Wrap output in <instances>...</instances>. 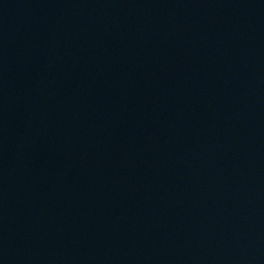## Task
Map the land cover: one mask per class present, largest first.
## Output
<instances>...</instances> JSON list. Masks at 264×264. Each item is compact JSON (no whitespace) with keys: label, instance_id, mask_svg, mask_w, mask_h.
<instances>
[{"label":"water","instance_id":"95a60500","mask_svg":"<svg viewBox=\"0 0 264 264\" xmlns=\"http://www.w3.org/2000/svg\"><path fill=\"white\" fill-rule=\"evenodd\" d=\"M0 264H264V0H0Z\"/></svg>","mask_w":264,"mask_h":264}]
</instances>
